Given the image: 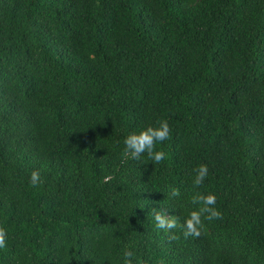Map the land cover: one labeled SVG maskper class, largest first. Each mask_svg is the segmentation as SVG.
Here are the masks:
<instances>
[{"label": "trees", "instance_id": "16d2710c", "mask_svg": "<svg viewBox=\"0 0 264 264\" xmlns=\"http://www.w3.org/2000/svg\"><path fill=\"white\" fill-rule=\"evenodd\" d=\"M197 191L222 219L169 241ZM0 227V264H264V0H0Z\"/></svg>", "mask_w": 264, "mask_h": 264}, {"label": "clouds", "instance_id": "9594fccd", "mask_svg": "<svg viewBox=\"0 0 264 264\" xmlns=\"http://www.w3.org/2000/svg\"><path fill=\"white\" fill-rule=\"evenodd\" d=\"M171 129L167 120L159 119L155 126H148L139 132H133L124 139V148L121 153V162L128 160L139 161L143 155H147L149 161L155 164L161 163L166 154L157 150V144L170 138ZM194 176L192 178L193 188H199L208 175V167L200 164L193 169ZM111 176H105L104 182L111 180ZM29 186L37 188L43 183V179L38 170L33 169L28 178ZM180 191L178 188H171L170 196L178 197ZM191 203L197 205L195 210L189 211L183 219V223H179L176 216H168L163 211L156 208L151 209L150 215L153 218L155 227L168 232L169 241H176L179 237L172 230L180 228L183 231L185 239L188 237L200 238L204 233V221H212L214 219H222V213L216 207V196L212 193L195 192L191 198ZM8 233L0 227V249L6 247ZM134 252L131 246H127L123 252L122 264H133ZM158 264H163L159 261Z\"/></svg>", "mask_w": 264, "mask_h": 264}]
</instances>
